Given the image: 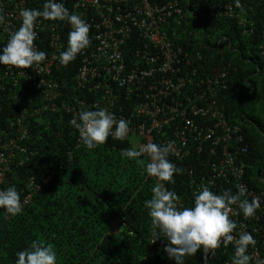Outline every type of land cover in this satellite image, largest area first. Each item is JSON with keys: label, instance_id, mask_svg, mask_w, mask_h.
<instances>
[{"label": "built area", "instance_id": "built-area-1", "mask_svg": "<svg viewBox=\"0 0 264 264\" xmlns=\"http://www.w3.org/2000/svg\"><path fill=\"white\" fill-rule=\"evenodd\" d=\"M45 2L0 0V14L4 16V23L0 24V51L6 46L9 33L22 23L20 10H42ZM56 2L86 21L90 45L70 62L74 71L57 73L64 68L58 57L67 48L72 27L67 21L39 18L34 28L37 33L34 46L46 53V59L38 68L0 65V97L16 106L15 114L7 117L8 127L0 121V190H4L6 173L12 164H22L37 153L27 145L39 137L30 131L33 124L46 126L47 116L57 112L65 125L70 124L74 148L67 155L72 159L81 156L86 146L70 121L81 110L106 108L117 120H126L130 129L125 140L112 136L107 140L126 142L136 150L148 142L158 145L174 142V151L168 159L183 170L174 174L175 183L179 182L174 187L188 189L187 196L195 195L202 185L216 194L225 190L236 194L237 185H244L247 196L242 199L259 197L261 205L254 217L245 219L238 206L233 205L230 219L238 225L234 234L247 231L256 240L255 246L248 249L253 257L250 264L264 261V175L252 172L253 160L257 158L250 152L252 142L244 130L251 121L244 117L232 120L221 98L226 80L232 71L238 70L231 61L238 51L221 24L210 33L205 30L209 21L231 20L241 35L257 37V47L264 58V0H239V7L236 0ZM227 53L231 58L225 56ZM67 76L69 83L65 80ZM63 85L70 86L68 99L58 98ZM124 149L110 150L116 155L110 166L118 171L121 166L127 170L130 167L128 176L133 177L137 186L134 191L151 192L157 180L149 177L139 163L143 160L146 166L149 158L122 157ZM65 167L61 164L52 168L44 182L62 173ZM27 182V192L20 199L22 207L31 203L41 188L33 176ZM165 183L169 190L174 184ZM151 196L152 192L148 199ZM178 196L180 205L186 207L184 198ZM241 224L246 227L240 229ZM150 232L151 227L149 245L139 260L159 264V253L168 242L161 237L152 243ZM218 252L226 257L215 264H232L234 244L222 245L206 261L202 250L198 264H214L212 260ZM164 254L169 264H174L165 251Z\"/></svg>", "mask_w": 264, "mask_h": 264}, {"label": "trees", "instance_id": "trees-1", "mask_svg": "<svg viewBox=\"0 0 264 264\" xmlns=\"http://www.w3.org/2000/svg\"><path fill=\"white\" fill-rule=\"evenodd\" d=\"M150 1L159 3L164 0ZM189 4H193L192 1ZM220 24L238 51L236 57L231 60L238 70L232 71L229 79L226 80V88L222 91L221 98L232 120H243L244 117L251 121L244 130L252 142L250 152L257 158V161L253 160L252 172L254 175L257 173L264 175V58L258 50L257 37L241 35L231 20L209 21L205 30L210 33L213 28L220 27ZM225 56L231 58L228 53ZM73 67L69 63L57 73L67 74L74 71ZM65 80L67 83L70 82L68 76ZM69 85H63L60 88L58 98L68 99ZM1 94L2 92L0 96ZM7 102L0 97V121L3 122L4 127H8L7 117L14 115L16 110L14 104H7ZM47 117L46 126L33 124L30 128L31 133L39 137L31 139L27 145L35 148L37 153L29 156L22 164L13 163L12 169L6 173L4 190L15 186L20 199L27 192V180L30 176L34 177L41 188L33 195L32 202L22 207L21 213L9 216L7 230L4 231L2 241L3 252L0 264H15L18 259L16 253L29 248L34 240H41L45 244L50 243L54 246V251L57 253L56 264L141 262L139 258L149 245L151 219L144 205L145 201L149 200L150 190L134 191L137 186L133 177L119 178L121 171L112 169L113 175L117 178L113 181L111 192L100 188L99 190L93 189L96 192V198L90 199L83 195L81 188L78 187L75 195L78 205L75 209L69 210L77 213L68 212L67 206L62 210L64 200L56 196L54 191L60 183L63 184V176L69 179L68 176L71 175L73 183L77 179L85 181L84 170L80 165L82 155L72 159L67 155V151L74 148V139L69 129L70 124L65 125L57 112ZM74 131L76 132V129ZM259 133H261V138H259ZM99 147L109 148L108 150L129 148L126 142L110 140ZM108 163L111 162L100 157L99 169L105 168ZM61 164L66 166L65 170L50 177L47 183L44 182L49 171L52 168H58ZM181 167L179 165V168ZM177 183L179 182L176 180V183L169 186L170 190L184 198L186 207L193 206L195 195L187 196L188 189L182 186L174 187L178 186ZM80 184L82 183L78 185ZM76 185L69 183V187ZM0 210L5 209L0 208ZM115 222L121 226L117 241L109 232ZM201 254L202 249L198 250L194 256L185 257V264H198ZM159 255V261L157 260L159 264H169L164 258V250H161ZM223 257L226 255L218 252L212 262L218 263ZM171 261L175 264L174 260L171 259Z\"/></svg>", "mask_w": 264, "mask_h": 264}, {"label": "clouds", "instance_id": "clouds-1", "mask_svg": "<svg viewBox=\"0 0 264 264\" xmlns=\"http://www.w3.org/2000/svg\"><path fill=\"white\" fill-rule=\"evenodd\" d=\"M236 2L239 7V0ZM19 18L21 25L9 33L6 46L0 51V65L18 69L33 68L35 65L38 68L46 59V53L36 50L34 46L37 38L34 28L39 18L47 21H67L72 27L68 34L67 48L58 57L62 66H67L90 45V27L86 21L79 15L70 14L64 4L56 0H46L42 10L24 8L20 10ZM3 23L4 16L0 14V24ZM70 123L78 130L81 142L88 149L106 143L110 136L125 140L130 131L126 120H117L106 108L81 110ZM173 151V141L164 145L148 142L140 145L138 150L129 148L121 151V156L128 159L147 155L149 162L146 166L143 160L139 163L149 177L157 180L151 189V199L146 200L144 205L151 219L152 243L163 237L168 242L164 251L175 264H185V257L194 256L201 249L206 261L209 254L214 255L215 250L222 245L227 247L234 244L232 264H250L253 257L248 254V249L249 246H255L256 240L247 231L241 230L238 235L234 234L238 225L230 219V215L233 213L232 206L236 205L245 219L254 217L261 205L260 198L253 196L250 201L247 198L242 199L247 196L244 185H237L236 194H232L231 190L216 194L207 185H202L194 196V205L182 207L179 203L180 197L169 190L165 183H175L174 174L183 171L168 159ZM0 208L12 216L21 213L22 204L15 186L0 190ZM245 227L246 225H239L240 229ZM16 256L18 259L15 264H56L57 261L54 246L41 240H34L29 248L17 252ZM257 264H264V261H258Z\"/></svg>", "mask_w": 264, "mask_h": 264}, {"label": "rangeland", "instance_id": "rangeland-1", "mask_svg": "<svg viewBox=\"0 0 264 264\" xmlns=\"http://www.w3.org/2000/svg\"><path fill=\"white\" fill-rule=\"evenodd\" d=\"M253 126V125H252ZM257 130V129H256ZM259 138H261V133H259ZM109 149V148H108ZM108 149H104L102 147L97 146L94 149H88L87 147L82 151V156H81V160H80V165L84 170V177H85V181L81 180L79 181L78 179L76 180L75 183H73V178L72 176H68L69 179H66L65 176H63L62 181L63 184L60 183L56 189H55V193L56 196L58 197H62V199L64 200V203L61 206V209L64 210L65 207H68V212H74L77 213L75 211H69L71 209H75V207H77V200H76V193L78 191V187L81 188V192L83 194V188L85 186L90 187L91 189H104L105 191H112L113 189V181L116 180L117 176L113 175L112 173V169L115 170L113 167L110 166V164L108 163L105 168H100L99 169V158L103 157L107 160H113L112 162H115V153H112L110 150ZM98 167V169H97ZM130 167H128V170L126 169V167L121 166V175L120 177H126L128 176V172L130 171L129 169ZM110 172V174H109ZM114 172V171H113ZM69 183L72 185H76V186H72L69 187ZM79 183H82L80 185H78ZM84 195V194H83ZM86 196V195H85ZM66 199V201H65ZM90 207V206H89ZM6 211H4L5 213ZM67 223V222H65ZM68 224V223H67ZM7 230V227L4 226V228L0 227V249L2 247V241H3V237H4V231ZM121 230V226L118 223H114L111 228L109 229V232H111V235L114 236L115 240L117 241L118 238V234ZM144 262V261H141ZM150 263V262H149ZM152 264V263H151Z\"/></svg>", "mask_w": 264, "mask_h": 264}, {"label": "crops", "instance_id": "crops-1", "mask_svg": "<svg viewBox=\"0 0 264 264\" xmlns=\"http://www.w3.org/2000/svg\"><path fill=\"white\" fill-rule=\"evenodd\" d=\"M5 210H0V227L1 228H4L8 226V221H9V216H8V213H4ZM2 247L0 249V258H1V255H2ZM1 261V259H0ZM129 264H151L149 262H130Z\"/></svg>", "mask_w": 264, "mask_h": 264}, {"label": "water", "instance_id": "water-1", "mask_svg": "<svg viewBox=\"0 0 264 264\" xmlns=\"http://www.w3.org/2000/svg\"><path fill=\"white\" fill-rule=\"evenodd\" d=\"M83 193L87 197H89L90 199H95L96 198V192L93 189H91L90 187H88V186H85L83 188Z\"/></svg>", "mask_w": 264, "mask_h": 264}]
</instances>
